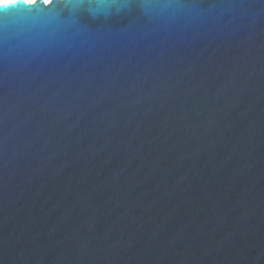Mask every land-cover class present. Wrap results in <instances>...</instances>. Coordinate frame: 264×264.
Listing matches in <instances>:
<instances>
[{
    "label": "water",
    "instance_id": "water-1",
    "mask_svg": "<svg viewBox=\"0 0 264 264\" xmlns=\"http://www.w3.org/2000/svg\"><path fill=\"white\" fill-rule=\"evenodd\" d=\"M0 264H264V0L0 1Z\"/></svg>",
    "mask_w": 264,
    "mask_h": 264
},
{
    "label": "bare ground",
    "instance_id": "bare-ground-1",
    "mask_svg": "<svg viewBox=\"0 0 264 264\" xmlns=\"http://www.w3.org/2000/svg\"><path fill=\"white\" fill-rule=\"evenodd\" d=\"M0 1H4V0H0ZM25 1H32V0H25Z\"/></svg>",
    "mask_w": 264,
    "mask_h": 264
}]
</instances>
